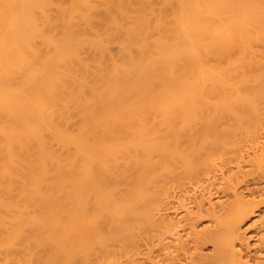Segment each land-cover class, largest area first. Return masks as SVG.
Returning <instances> with one entry per match:
<instances>
[{
	"label": "bare ground",
	"instance_id": "1",
	"mask_svg": "<svg viewBox=\"0 0 264 264\" xmlns=\"http://www.w3.org/2000/svg\"><path fill=\"white\" fill-rule=\"evenodd\" d=\"M0 264H264V0H0Z\"/></svg>",
	"mask_w": 264,
	"mask_h": 264
}]
</instances>
